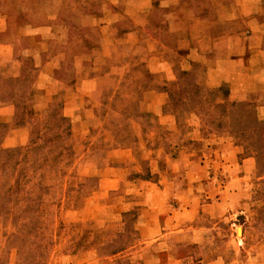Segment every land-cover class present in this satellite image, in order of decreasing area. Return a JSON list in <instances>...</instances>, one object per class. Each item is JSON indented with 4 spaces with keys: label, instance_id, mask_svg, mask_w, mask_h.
<instances>
[{
    "label": "rangeland",
    "instance_id": "rangeland-1",
    "mask_svg": "<svg viewBox=\"0 0 264 264\" xmlns=\"http://www.w3.org/2000/svg\"><path fill=\"white\" fill-rule=\"evenodd\" d=\"M55 2L52 48L81 33L106 78L87 116L56 115L35 106L34 60L0 66L27 131L6 147L0 123V264H264V0ZM63 63L69 81L79 65ZM242 146L247 199L231 181ZM197 223L216 238L190 242Z\"/></svg>",
    "mask_w": 264,
    "mask_h": 264
},
{
    "label": "crops",
    "instance_id": "crops-1",
    "mask_svg": "<svg viewBox=\"0 0 264 264\" xmlns=\"http://www.w3.org/2000/svg\"><path fill=\"white\" fill-rule=\"evenodd\" d=\"M59 8L60 3H56L55 0H0V66L9 62L18 67L24 60H34L38 68L34 80L30 83V90L38 93L46 92L45 98L36 100V108L46 113L70 115L68 111L60 112V105L79 104L77 113L85 117L87 108L83 105L88 103L86 96L92 97L89 100L92 106L96 105L101 92L100 82L106 77L96 74L92 69V58L88 57L90 53L84 50L85 37L81 33L68 35L65 49L52 48L58 34L56 26L62 21L59 17ZM87 23L107 33L113 22L106 24L98 20ZM72 58L76 60L79 69L69 81H65L63 74L71 69H67L70 67L67 65L64 70L63 62ZM14 74L15 77L20 76V73ZM64 88H70L71 92L61 99H56L53 90ZM1 92L0 84V123L4 126L3 134L16 135V138L7 140L4 146L24 144L26 139L23 136L27 134L26 118L13 115L14 108L11 102L3 100ZM73 112L75 113V110ZM237 151L242 155L237 169L232 171L231 181L238 185L237 194L240 198L247 199L252 196V173L256 160L254 155L243 146ZM229 167L231 166L227 168ZM187 232L190 242L209 243L216 238L215 229L211 225L197 223L190 226Z\"/></svg>",
    "mask_w": 264,
    "mask_h": 264
},
{
    "label": "trees",
    "instance_id": "trees-1",
    "mask_svg": "<svg viewBox=\"0 0 264 264\" xmlns=\"http://www.w3.org/2000/svg\"><path fill=\"white\" fill-rule=\"evenodd\" d=\"M49 115H50V116H49ZM49 115H48V116H49L48 118H52V119H51L52 121H57V120H58V119H55L54 115H51V114H49Z\"/></svg>",
    "mask_w": 264,
    "mask_h": 264
},
{
    "label": "bare ground",
    "instance_id": "bare-ground-1",
    "mask_svg": "<svg viewBox=\"0 0 264 264\" xmlns=\"http://www.w3.org/2000/svg\"><path fill=\"white\" fill-rule=\"evenodd\" d=\"M239 231H240V229H239Z\"/></svg>",
    "mask_w": 264,
    "mask_h": 264
}]
</instances>
